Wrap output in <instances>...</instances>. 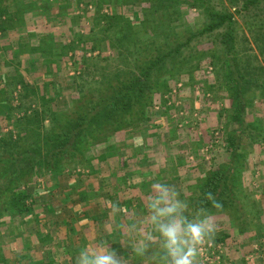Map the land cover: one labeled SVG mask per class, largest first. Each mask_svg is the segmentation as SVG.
<instances>
[{"label":"trees","instance_id":"1","mask_svg":"<svg viewBox=\"0 0 264 264\" xmlns=\"http://www.w3.org/2000/svg\"><path fill=\"white\" fill-rule=\"evenodd\" d=\"M196 1L198 0H120L121 6L128 3H145L142 6L143 18L138 27L133 28L131 21H122L120 15L113 16L112 19L106 17L104 23L107 24L102 31L103 34H113L110 37V46L114 52L95 60L122 62L124 67H115L111 71L103 68L99 73L94 69L98 76L91 82H84L82 79L87 73L80 78L74 77L77 96L58 113L47 107L50 102L47 93L49 88L56 87L55 81L44 86L35 83L30 78V72H26L30 69L29 66L23 64L27 56L22 54L39 52L40 57L50 66V52L56 47L54 41L43 40L36 47L22 45V48L28 49L20 51V57L12 60L10 58L8 63H0L5 68L10 67L8 65L14 67L8 70L0 69L1 260L5 259L3 250L9 246L7 239L10 238L8 233L11 229L8 224L17 219L26 223L28 217L35 219V215L44 214L43 210H39L40 207L36 209L34 202L35 195L41 196V193L48 191L44 183L51 181L50 189L53 185L57 186V179L64 173L75 183L81 176L92 174L98 169V164L109 158L106 153L111 149L107 147V143L115 140L117 145H122L126 139L125 134L141 128L147 108L157 103L156 95L167 93L168 84L179 73V69L185 68L189 73L200 69V60H197V63L194 61L196 58L205 57L206 51L200 56L195 55L183 60L179 59V53L182 47L204 32L224 28L225 32L221 36L226 45L224 54L234 56L216 58L217 63L223 60L226 63L222 70L225 71L227 97L235 111L236 120L240 123L238 133L223 136L229 159H244L248 155V151L242 150L247 149L244 142L246 140L258 144L264 142V135L258 130L263 126L255 120L245 119L246 107L252 103V97L247 94L252 89L250 87L254 88L260 98H264V67L256 63L258 56L264 58V21L254 26L257 32H253L251 38H248L251 44L243 38L242 60L236 62V23L233 13L215 12L203 7L210 17L208 24L195 32L185 25V32L181 33V37L176 33L184 26L180 6L184 3L190 6L198 5ZM257 1L260 0H245L237 12L248 10V6ZM13 3L18 6L16 11L23 10V7L19 6L21 0H0V20L2 15L12 16L9 5ZM16 18L20 19L18 16ZM93 22L90 33H94L95 27L98 26L97 21ZM0 29L3 30L1 27ZM161 38H164V41L158 40ZM165 42H169L168 50H164ZM81 43L89 49H96L95 42L91 39L89 42L84 36L71 37L65 48L58 46L62 62L72 59L76 45ZM168 58L171 59L170 64L173 67L167 75L170 80L159 79L158 74L164 71ZM81 70H84V67ZM80 71L78 73L82 74ZM229 169L221 166L208 173L201 186V195L197 198L199 207L212 206V202L206 199V193L209 192L219 203L230 200L232 206L233 198L231 199L229 193L232 190L230 184H226ZM22 247L16 250L18 260L27 256V248Z\"/></svg>","mask_w":264,"mask_h":264},{"label":"crops","instance_id":"2","mask_svg":"<svg viewBox=\"0 0 264 264\" xmlns=\"http://www.w3.org/2000/svg\"><path fill=\"white\" fill-rule=\"evenodd\" d=\"M81 1L21 0L19 6L23 10L19 12L16 3L9 5L12 16L2 15L0 20L3 28L0 29V63L9 61L7 55L18 58L20 51L16 46L26 45L24 40L33 39L28 42L33 47L43 40L54 41L56 47L50 52V64L53 65L50 80H54L55 73L62 67L65 69L61 65L63 58L58 46L65 48L66 42L75 37V31L80 28V19L72 13ZM84 1L94 2L95 8L101 6L98 10L104 8L103 1L107 4L106 0ZM35 53L39 58L40 53ZM37 58L35 62L31 61L33 58L24 59L23 64L27 61L37 67ZM0 69L8 70L1 64ZM26 72H30V78L35 81V70L30 68ZM48 81L44 83L49 85L51 81ZM207 111L209 115L210 108ZM216 118L210 119L213 122ZM211 129L207 126L204 131L209 134ZM239 130L240 126L234 130L225 129L224 133L229 135ZM258 130L264 135V127ZM200 142L192 139L185 142L190 155L183 149L176 155L164 150L163 155V149L146 147L142 143L132 152L129 144H122L120 148L124 150L103 160L97 170L89 176H81L77 183L69 179L64 190L60 182L50 189L47 187L48 191L41 193L42 197L35 195L34 201L36 209L40 207L44 214L35 215V219L28 217L26 223L8 224L11 231L7 245L10 247L3 250L5 259H0V264H75V257L83 247H91L101 240L108 241L109 246L123 256L125 264H148L131 252V242L124 238L123 229L114 230L117 223L124 224L133 213L137 219H144L147 216L146 200L152 193V185L158 182L175 186L179 198L187 200L190 211L194 212L200 208L197 198L201 195L203 181L210 171L221 166L230 168L226 184H230L233 204L231 206L230 200H226L220 202L224 205L221 209L204 207L217 226L213 245L219 250L205 263L199 258L200 264H264V142H246L248 155L234 160L228 156L210 160L203 157L199 152L207 142ZM191 144H195L192 149L189 148ZM223 147L227 150V145ZM147 151L153 153L151 158L146 157L150 155L145 154ZM112 202L122 208V214L115 219L110 212ZM22 246L27 248V256L18 260L16 250Z\"/></svg>","mask_w":264,"mask_h":264},{"label":"rangeland","instance_id":"3","mask_svg":"<svg viewBox=\"0 0 264 264\" xmlns=\"http://www.w3.org/2000/svg\"><path fill=\"white\" fill-rule=\"evenodd\" d=\"M81 2L82 3H79L75 8L74 13H72L76 18L80 19V28L75 31L77 34L76 37L78 35L84 36L89 42L90 39L93 40L96 49H89L88 46L82 43L77 44L72 59L62 62L61 65L64 66L65 69L63 70L62 67V70H58L57 73H55V76H53L55 79L52 81H55L56 87H51L52 89L49 88L47 93V96L50 98L47 107L54 113L61 112L77 96L74 77L80 78L84 73H87L82 79L84 82H91L97 75L94 69L99 73L103 68L111 71L115 67H124L122 62L95 60L97 57L109 56L114 52L110 46L112 44L110 37L113 34L110 32H105V34H103L104 32L102 29L107 24L104 22H106L107 18L112 19L113 16L120 15L122 21H131L130 25L133 28L138 27L139 21L143 18L142 12H144V7L142 6L145 5V3L140 2L135 4L128 3L126 6H121L118 0H106L107 4L103 1L104 8L98 10L99 8H95L94 2L89 3L84 0ZM196 2L198 5L190 6L184 3V5L180 6L184 26L181 30L179 29L176 32L179 37H181V33L185 32V25L189 27L191 31L195 32L210 22V17L206 14L203 7H208L209 10L215 12L233 13L236 23L234 25L235 51L237 54L235 56V61H241L243 53L242 48L244 47L243 38H246L248 43L251 44L248 38H251L253 32H257L254 30V26L264 21V0L257 1L249 5L248 10H242L240 12H237V10L243 6L245 0H198ZM256 12H258L257 15L255 14ZM93 20L97 21L98 26L95 27L94 33H90V26L94 23ZM98 27L100 29H97ZM224 30V28H218L210 32H204L202 35L193 38L190 44L180 49L179 59L181 60L195 55L200 56L201 53L206 51L205 57L195 59L194 62L196 63L197 60H200V69L194 70L193 73L185 71V68L179 69V73L176 77L170 80L167 78V75L172 71L173 67L170 64L171 59H166L163 68L164 71H160L158 77L159 79L166 78L170 80L166 89L167 93L159 96L156 95L155 102L157 103L147 108V114L140 125V129L125 134L126 139L123 144H129L128 148L132 147L130 151L135 150V148H138L139 144L142 143L146 145V147L147 145L151 148L157 146L159 149H163V153L161 152L163 155L166 151L168 154L175 153L176 155L181 149L186 150V153L190 155V153H188L190 150L184 145L185 142H190L192 139L196 142L201 141L200 143L202 144L207 142L203 145L204 149H201L199 153L209 160L214 159L216 156V158L229 157V152L223 147L226 145V143L223 142V138L226 136L224 130H234L240 126V123L236 120L235 111L227 97L228 91L225 85V71L222 70L226 63L224 60L223 62H216L217 57H221V59H225L227 56L231 58L234 57L232 54H224L226 45L222 42L221 38L225 32ZM151 38L152 37H150V39ZM31 40L33 39L24 40V43L27 45ZM158 40L164 41V38ZM163 47L164 50H168L170 47L169 42H165ZM16 48L21 52L28 49L27 47L22 48L19 45H17ZM22 54L26 55V59L28 60L33 58L31 61L37 58L35 52L31 54L32 56L24 52ZM9 57L11 60L13 59L12 56L7 55L6 58H8L9 61ZM37 59L40 61L35 64L37 67L34 66V63L29 65L27 61L26 66L29 65L30 68L35 70L34 82H39L44 86L45 81H51L50 72L53 69V65L50 64L48 67V63H45V59L42 57ZM7 63H5V65ZM40 63L41 65L39 66ZM256 63L264 67V58L258 56V62ZM8 66H10L7 67L8 69L14 68L11 65ZM83 67L84 70H81ZM79 71L82 72V74L80 73L81 75L78 73ZM23 73L25 74L24 71ZM52 81L50 83H52ZM250 88L252 89L247 94L252 97V103L246 107L245 119L247 121L255 120L264 127V98H260L252 86ZM208 108H210L209 115L207 111ZM224 108L225 111H223ZM211 117L217 118L212 122V119H210ZM203 123H206L207 126L212 128L209 134L204 131L207 126ZM6 130L7 129H5V131ZM198 138H200V140H198ZM244 142L246 143L248 140ZM194 146L195 144H191L189 148L192 149ZM107 147L111 149L110 152L106 153L108 157L118 155L119 150H124L120 148V145L116 144L115 140L107 143ZM146 147L144 149H147ZM139 150V154H142L141 149ZM242 150L247 151V149L244 148ZM102 153L101 151L100 154ZM145 154H150L146 157L151 158L153 153L147 151ZM57 181L60 182V186L64 190L69 182V177L64 173ZM44 184L49 187L51 181ZM28 221L29 219H27V222ZM12 222L21 224L22 221L19 222L17 219Z\"/></svg>","mask_w":264,"mask_h":264},{"label":"clouds","instance_id":"4","mask_svg":"<svg viewBox=\"0 0 264 264\" xmlns=\"http://www.w3.org/2000/svg\"><path fill=\"white\" fill-rule=\"evenodd\" d=\"M212 206L222 204L212 193H206ZM145 207L147 216L140 220L135 213L114 230L123 229L124 238L131 242V252L148 264H200L201 250L214 242L217 226L207 208L190 211L187 200L179 198L175 186L158 182ZM110 212L115 219L122 214L121 206L112 202ZM75 264H125L123 256L101 240L91 247H83L75 257Z\"/></svg>","mask_w":264,"mask_h":264},{"label":"built area","instance_id":"5","mask_svg":"<svg viewBox=\"0 0 264 264\" xmlns=\"http://www.w3.org/2000/svg\"><path fill=\"white\" fill-rule=\"evenodd\" d=\"M212 248V251H211V253L209 252V249H211ZM218 248V247H217ZM216 247H214V245H213V243L211 244V245H206V246H204L203 248H202V250H201V255H200V260L202 261V262H207V261H209L210 260V256H211V254L213 253V252H216V250H219V249H217ZM201 264H203V263H201Z\"/></svg>","mask_w":264,"mask_h":264}]
</instances>
